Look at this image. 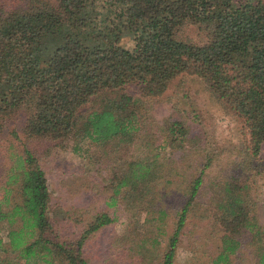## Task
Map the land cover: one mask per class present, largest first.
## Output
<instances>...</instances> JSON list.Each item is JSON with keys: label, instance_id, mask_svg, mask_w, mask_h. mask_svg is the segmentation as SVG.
<instances>
[{"label": "trees", "instance_id": "1", "mask_svg": "<svg viewBox=\"0 0 264 264\" xmlns=\"http://www.w3.org/2000/svg\"><path fill=\"white\" fill-rule=\"evenodd\" d=\"M93 1L0 0V137L17 114L25 139L68 138L73 153L81 145L82 158L91 151L108 173L104 205L125 213L119 239L135 264L154 257L172 264L187 218L200 215L201 205L211 217L206 232L218 238L211 264H232L241 236L264 264L258 170L244 162L264 142V0H97L109 13L102 26ZM185 23L204 29L206 39L178 38ZM122 37L133 40L132 51L120 46ZM179 74L201 78L239 120L243 153L222 175L210 174L219 154L200 146L184 119L147 118L146 106ZM129 83L139 85L138 96L126 91ZM9 135L0 168V264H87L81 246L113 221L111 211L92 215L73 241L61 239L42 164L31 148L12 144L14 129ZM171 193L180 199L167 206Z\"/></svg>", "mask_w": 264, "mask_h": 264}, {"label": "rangeland", "instance_id": "2", "mask_svg": "<svg viewBox=\"0 0 264 264\" xmlns=\"http://www.w3.org/2000/svg\"><path fill=\"white\" fill-rule=\"evenodd\" d=\"M238 3L240 0H233ZM95 5L94 21L102 26L108 20L109 13L101 7L100 1H93ZM92 7V8H93ZM106 13V17H105ZM105 17V18H104ZM104 21V23H103ZM103 23V24H102ZM78 35L84 31L76 30ZM89 33V30H87ZM178 38L191 43H202L206 39L204 29L197 24L185 23L177 32ZM176 35V36H177ZM120 46L131 48L133 40L122 37ZM126 91L132 96L139 95V85L129 83ZM156 102V103H155ZM146 106L147 118L160 123L166 118L184 119L192 134L199 137L200 146L208 147L210 152L219 154V159L210 174L221 172L226 164L233 167L243 153L242 145L236 138L240 130L239 120L224 107L222 103L209 93L204 81L190 74H179L172 79L163 91L162 96L150 103L149 111ZM174 106V107H173ZM21 118L17 114L6 122L0 137V168L4 163L2 150L11 141L10 131L14 129L18 135L17 141H12L15 147L25 145L37 155L46 174L47 185L50 191V218L53 220V229L57 235L67 241H73L80 230L92 215L100 211H111L113 221L89 234L81 246V253L87 264H135V255L128 251L125 243L119 237L125 229V213L121 206L107 207L103 203L102 184L107 176L103 164L91 157L82 158L84 145L79 153L71 150L72 141L68 138L61 142L45 139H25L20 133ZM166 150V149H165ZM257 166L258 173L253 174L259 185L255 188L261 204L264 206V142L261 143L258 155L244 162ZM206 180V177L204 176ZM205 183V181H204ZM171 193L165 196V201L171 206L172 201L180 199ZM204 201V196H199ZM196 218H187L179 236L172 264H211V259L217 253L218 238L210 236L205 226L210 222V213L199 206ZM168 220V219H167ZM260 222L263 220L260 218ZM168 233L170 223L165 226ZM6 243L4 231H1ZM165 237H163L164 240ZM240 243L234 254L229 255L232 264H256L255 257L247 244L248 237H238ZM118 240L120 244L118 243ZM157 258L150 259L156 264ZM58 264V263H57Z\"/></svg>", "mask_w": 264, "mask_h": 264}, {"label": "clouds", "instance_id": "3", "mask_svg": "<svg viewBox=\"0 0 264 264\" xmlns=\"http://www.w3.org/2000/svg\"><path fill=\"white\" fill-rule=\"evenodd\" d=\"M129 51H132L131 49H128Z\"/></svg>", "mask_w": 264, "mask_h": 264}]
</instances>
